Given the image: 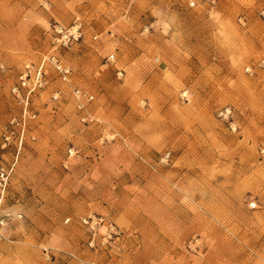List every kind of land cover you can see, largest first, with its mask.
<instances>
[{"label": "rangeland", "instance_id": "obj_1", "mask_svg": "<svg viewBox=\"0 0 264 264\" xmlns=\"http://www.w3.org/2000/svg\"><path fill=\"white\" fill-rule=\"evenodd\" d=\"M22 131L0 264H264V0H0Z\"/></svg>", "mask_w": 264, "mask_h": 264}, {"label": "built area", "instance_id": "obj_2", "mask_svg": "<svg viewBox=\"0 0 264 264\" xmlns=\"http://www.w3.org/2000/svg\"><path fill=\"white\" fill-rule=\"evenodd\" d=\"M187 4L189 7H194L197 2H203V1H209V0H186ZM57 34H60L63 39H66V41H76L80 38L81 32H80V26L79 25H74L68 30H63L62 28L56 29ZM110 59L113 58V55H110ZM53 64L56 68L57 71L61 74L63 79H66L69 70L63 66L62 63L57 61L56 59H52ZM39 69V68H38ZM27 78V77H26ZM30 81V80H29ZM27 82L24 77H21V86L26 87L29 92L33 91L35 88H38L42 84V76H41V71L40 69L37 70L32 79H31V84L30 82ZM85 97L87 101L92 99L91 95H84L82 94L79 90L76 91V98L78 99V108L81 109L83 108V103L81 99ZM13 135V132L10 133H5L3 136V142L1 144V149H4L7 147V145L10 144V138ZM24 132L17 133L15 135L14 140H13V147H14V152L15 156L8 162L4 163L2 159L0 158V240L6 239V230L8 229L9 225L15 220V219H20L21 214L16 213V214H11L9 211L6 210L4 207L5 199L7 197V191L8 187L10 184L11 177L14 172V168L17 164V159H18V154L20 152V148L22 146L23 140H24ZM255 206V205H254ZM253 206V207H254ZM87 222V221H84ZM97 224V221H96ZM109 228H112L110 225Z\"/></svg>", "mask_w": 264, "mask_h": 264}]
</instances>
